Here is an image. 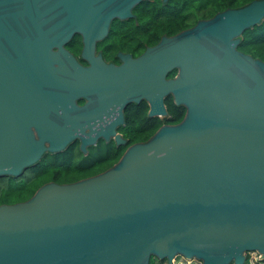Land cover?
I'll list each match as a JSON object with an SVG mask.
<instances>
[{
    "label": "water",
    "instance_id": "95a60500",
    "mask_svg": "<svg viewBox=\"0 0 264 264\" xmlns=\"http://www.w3.org/2000/svg\"><path fill=\"white\" fill-rule=\"evenodd\" d=\"M138 1L0 0V175L75 138L82 151L96 137L122 143L115 125L139 96L149 115L166 113L169 93L185 107L107 168L0 203V264H171L176 254L241 264L247 250L264 259V60L236 48L264 0L105 63L94 42ZM74 33L87 65L65 46Z\"/></svg>",
    "mask_w": 264,
    "mask_h": 264
},
{
    "label": "trees",
    "instance_id": "16d2710c",
    "mask_svg": "<svg viewBox=\"0 0 264 264\" xmlns=\"http://www.w3.org/2000/svg\"><path fill=\"white\" fill-rule=\"evenodd\" d=\"M247 1L249 0H141L132 6L133 16L124 18L123 22L129 23L127 28L145 29L153 33L156 38L161 33L173 34L191 26L199 18H207L218 10L236 7ZM133 20L137 21L136 24L133 23ZM109 28H117L114 25V20ZM78 40V33H74L65 43L66 48L74 55L78 51ZM236 48L264 60V18L242 30ZM173 73L174 69H171L168 76ZM164 104L166 113L163 116V121L165 123H174L182 118L185 107L182 104L174 103L170 94L164 98ZM148 120L150 124V121H155V118L148 117ZM148 134L147 132L146 135ZM124 149L122 144L100 143L95 148L88 150L87 154L80 156V152L76 151V146L69 143L61 150L52 152L50 157H41L34 163L25 166L16 176L0 175V203L24 200L40 184L48 180L72 181L93 173L94 171H89L92 166H97L96 171L107 168L117 160ZM73 167L75 168L73 169ZM83 167L86 168L82 169ZM74 176L75 178H73ZM259 259L255 258L251 262L248 252H245V258L241 264H260ZM164 261V258L149 256L148 264H161Z\"/></svg>",
    "mask_w": 264,
    "mask_h": 264
},
{
    "label": "flooded vegetation",
    "instance_id": "af4514ba",
    "mask_svg": "<svg viewBox=\"0 0 264 264\" xmlns=\"http://www.w3.org/2000/svg\"><path fill=\"white\" fill-rule=\"evenodd\" d=\"M132 16L133 15H131V17ZM113 20H114V25L117 26V28L110 29L108 27L105 35L94 42V54H96L98 50L100 58L105 63H108L110 61L112 64H119L121 62V59L118 58V54H116L117 50L120 53L128 52L130 54V57H136L139 55V53H142L144 51L145 46L154 45L155 43L158 42L161 35H166L161 33L155 38V35L153 33H150L145 29L127 28L129 26V23L123 22L124 18H120V20L117 17L112 18L109 22V26ZM136 22H137L136 20H133V23L136 24ZM78 35H79L78 51L75 57L77 58L78 62L81 65H87L88 64L87 59L80 56L79 51L81 49L83 41H82V36L79 33ZM172 69H174V73L168 76V72L170 71L169 70L166 74L167 77H171L176 74L177 67H173ZM169 94L163 96V102H164V98ZM84 101H85V97L83 95L76 98V102L78 104H82ZM147 112H148V102L144 96H139L138 100H129L128 102L125 103V105L122 107V122L117 123L115 125V131L119 133L122 138H126L122 143L120 142L115 144L114 138L112 136H110L107 140H105L102 137H96L94 142L85 145L86 148L85 151H82L81 148L78 146L79 139L77 138L69 141L67 144L69 143L74 144L76 146V151H79L81 156L87 154L88 150L95 148L100 143L113 142L115 145L122 144L124 145V148H126L127 145L133 142L144 141L149 137V135H151L156 130L158 126L165 123L163 121L164 114L149 115ZM148 117L155 118V121L151 120L149 124ZM147 132L149 133L148 135H146ZM51 153L52 152L45 150L41 154L40 158L50 157ZM99 171L93 172L88 175L95 174ZM85 176H81L79 178Z\"/></svg>",
    "mask_w": 264,
    "mask_h": 264
},
{
    "label": "rangeland",
    "instance_id": "374dc122",
    "mask_svg": "<svg viewBox=\"0 0 264 264\" xmlns=\"http://www.w3.org/2000/svg\"><path fill=\"white\" fill-rule=\"evenodd\" d=\"M97 166H92V169H90L89 171H96V168ZM75 167H73L74 169ZM86 167H83L82 169H85ZM81 169V170H82ZM79 175V174H77ZM75 178V176L73 177ZM245 252H248L249 254V259L251 262H253V260L258 259L259 258V253L255 250H252V251H244ZM259 263L260 264H264V259L260 258L259 259ZM161 264H167L166 260L164 262H162ZM171 264H201V261L199 259H182V255L181 254H176L173 258H172V262Z\"/></svg>",
    "mask_w": 264,
    "mask_h": 264
}]
</instances>
